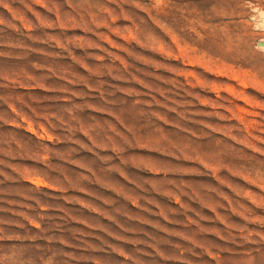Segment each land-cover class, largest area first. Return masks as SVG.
Returning <instances> with one entry per match:
<instances>
[{
  "label": "rangeland",
  "instance_id": "obj_1",
  "mask_svg": "<svg viewBox=\"0 0 264 264\" xmlns=\"http://www.w3.org/2000/svg\"><path fill=\"white\" fill-rule=\"evenodd\" d=\"M264 0H0V264H264Z\"/></svg>",
  "mask_w": 264,
  "mask_h": 264
},
{
  "label": "clouds",
  "instance_id": "obj_2",
  "mask_svg": "<svg viewBox=\"0 0 264 264\" xmlns=\"http://www.w3.org/2000/svg\"><path fill=\"white\" fill-rule=\"evenodd\" d=\"M261 16H264V13H260Z\"/></svg>",
  "mask_w": 264,
  "mask_h": 264
}]
</instances>
